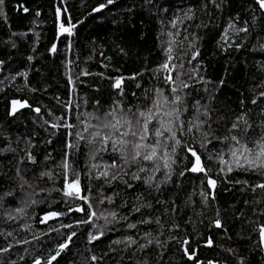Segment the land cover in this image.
I'll return each mask as SVG.
<instances>
[{
  "label": "trees",
  "instance_id": "obj_1",
  "mask_svg": "<svg viewBox=\"0 0 264 264\" xmlns=\"http://www.w3.org/2000/svg\"><path fill=\"white\" fill-rule=\"evenodd\" d=\"M58 9L71 28L60 36ZM261 93L264 9L257 0H3L0 249L7 251H0V264H48L72 233L52 264H264V189L253 190L264 183V170L236 167L229 153L234 142L225 139L237 135L258 150L254 142L264 136ZM176 95L182 99L176 121L181 144L163 139L168 147L158 148L161 156L175 146L170 169L161 159L124 166L110 146L92 158L99 145L75 135L90 138L85 127L112 109L117 118L151 109L160 120H175L164 113L172 111ZM14 100L28 106L12 113ZM155 141L150 136L147 143ZM188 147L201 156L207 174L189 171ZM66 159L87 201L64 194ZM113 161L122 170L109 169ZM105 170L118 178L99 177ZM149 175L151 184L145 182ZM209 176L216 180L212 191ZM80 207L85 211H76ZM50 212L61 215L42 222ZM100 231L104 235L90 242V234Z\"/></svg>",
  "mask_w": 264,
  "mask_h": 264
},
{
  "label": "snow or ice",
  "instance_id": "obj_2",
  "mask_svg": "<svg viewBox=\"0 0 264 264\" xmlns=\"http://www.w3.org/2000/svg\"><path fill=\"white\" fill-rule=\"evenodd\" d=\"M114 0H107L108 4H112ZM0 3H3V0H0ZM257 3L259 4L261 9H264V0H257ZM105 5H100L99 8L95 9L94 11H100V9L104 8ZM24 11H27V9H24ZM61 30L62 32H71V28L64 27L63 24H61ZM162 68L168 69L169 65L165 63L162 65ZM179 77L177 76V79ZM167 80L171 81L172 83H175V81L172 79V76L169 75ZM122 83V80H117L115 82V87L120 88ZM181 87H187L186 84L181 82ZM177 88H172V93L177 92ZM160 91V90H158ZM262 96H264V93H261ZM165 102H169L167 97H164ZM182 99L179 95L174 96V99L170 101V103L174 106L172 111L165 112V117H175V120L169 119L167 121L160 120L158 117L154 116L152 113V110L149 109L148 112H136L132 113L129 110V114H126L122 118L116 117V110L112 109L109 112L105 113L103 117H96V119L99 121L97 125H89L88 127H85L84 131L89 133V137H85L81 133H75V135L79 136L81 140H86L87 143L93 145L94 147L96 145H99V147L95 148V151L92 154V158H95V155L98 154L101 151H107L109 150V146L112 151L117 152L120 154V158L122 160V163L124 166L129 165H135L138 164L141 160L143 161H154L157 159H161L164 161L163 167L166 169H170L172 163H174L172 156L175 153V146L172 147L171 152L164 153L161 156H158V148L161 147H168L167 144L162 145L163 139H171L174 141L175 145L181 144V141L179 139H176L177 136V127H176V121H179L180 116V108L179 105L181 104ZM157 106L159 105V101L155 102ZM255 103V101H253ZM13 108L12 111L15 113V111L18 110V108H24L27 105V102H21L18 100H14L12 102ZM35 111L38 113L40 111L39 108H36ZM206 114V113H205ZM121 119H123V123H121ZM154 119L158 120V126H154L152 128L149 127V125L152 123ZM238 120L241 119L240 117L237 118ZM115 121V122H113ZM203 122L200 124H195L193 127H196L197 129L201 126ZM69 127H74L72 125H68ZM53 127H57V125H53ZM123 127H127L126 131L121 132L120 129ZM239 127L238 124L234 123L232 125V129L236 130ZM89 128L94 129L93 131L89 132ZM179 130L181 132L184 131L183 123L180 122ZM188 132L192 131V128L187 129ZM165 133H168V136H165ZM206 136V134H204ZM155 137L156 141L155 143H147L149 140V137ZM225 139H230L234 142L229 147V153L233 158V163H235L236 167L238 168H246L249 171L259 172L261 170H264V136H261L259 141L254 142L255 147L258 149L257 151H253L252 148L248 147L247 144H242L240 137L237 135H232L231 137H225ZM203 146V145H202ZM187 151L191 153L192 157L194 158V161L192 163V167L189 169L191 172L200 173L203 172L207 174L209 169H206L203 165V162L201 160V156L195 151L194 148L188 147ZM27 158L34 162V157L31 155V153L27 154ZM221 162L228 164V161H224L223 156H220ZM64 168L66 170L65 172V188L66 191L64 194L68 197H75L79 198L81 200L87 201V197L81 195V186H80V180H79V174L75 173L74 170L71 169V166L67 162V159L64 162ZM92 168H97L98 165L93 164L91 165ZM109 169H117L118 171L122 170V165H118L115 161L111 165L108 166ZM139 172H144V168H139ZM155 171H160V166L157 165L155 168ZM225 171L224 168H221V172ZM227 171L231 172L233 171V168L231 165L227 167ZM71 172V178H69L68 173ZM126 174V173H125ZM17 175L20 176V169H17ZM42 175H47V173H43ZM99 177H104L108 180H115L118 178L117 174H109V171L105 170L100 172ZM97 177V178H99ZM134 179H141V176L138 174H134ZM21 180H23V177H20ZM154 179V176L149 175L145 178V182L151 184L152 180ZM26 183V181H25ZM208 184L211 188H215L216 186V180L212 179L210 176L208 177ZM131 187V185H128ZM255 188L264 189V183H259L255 185L253 190ZM11 193H9L10 195ZM214 198V197H213ZM100 203H103V201H100ZM92 206L89 205V209L91 210ZM71 210V209H70ZM17 212H22V209H16ZM76 211H85L83 207L77 208ZM135 211H139V208L135 209ZM61 215V213L56 212H50L48 213L42 222H46L49 219H52L54 217H57ZM90 215L92 217L97 216L96 211H90ZM101 216L104 215L103 212L100 213ZM109 215L115 217L116 213L112 212L109 213ZM9 218L12 219L13 217L9 215ZM107 220V218L105 217ZM89 221H82V223H88ZM150 221L144 220L141 221V223H148ZM158 222V221H157ZM216 226L219 227L220 223L217 220ZM70 227V226H69ZM129 228H135V224H129ZM261 238L264 240V226L261 227ZM75 233H72L70 236H68L67 241L65 243H62L59 245L60 251L68 247V243L71 242L72 236H74ZM104 235L103 231L99 232V235H92L90 234L89 240L95 241L100 238V236ZM129 243H136L135 240H132L131 238H128ZM117 243H120V241H117ZM151 243V241H149ZM209 244H211V240H209ZM146 246V245H145ZM0 251H7V249H0ZM60 251H57L55 255L51 256V258L48 260V264H52V261L56 260L57 256L60 255ZM187 252V249H185ZM191 258V257H190ZM96 257H92V260H95ZM35 264H41L40 260H36Z\"/></svg>",
  "mask_w": 264,
  "mask_h": 264
},
{
  "label": "water",
  "instance_id": "obj_3",
  "mask_svg": "<svg viewBox=\"0 0 264 264\" xmlns=\"http://www.w3.org/2000/svg\"><path fill=\"white\" fill-rule=\"evenodd\" d=\"M61 24H63L64 27H66V28H70V25H68V24H64V23L62 22V19H61V10L58 9V10H57V36H60V35H62V34H67V33H68V32H62V30H61ZM12 108H13V104H12V106H11V112L13 113ZM18 109H19V108H18ZM193 161H194V158H193ZM192 163H193V162H192ZM191 167H192V165H191ZM191 167H190V168H191ZM212 179H213V178H212ZM206 183H207V185H208L210 191H212L213 188H211V187L209 186V184H208V177L206 178ZM262 246H263V248H264V240H262Z\"/></svg>",
  "mask_w": 264,
  "mask_h": 264
}]
</instances>
